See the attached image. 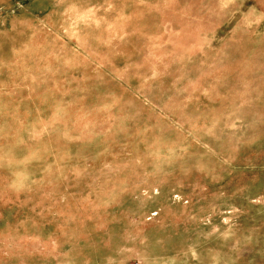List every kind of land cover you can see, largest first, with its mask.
<instances>
[{
	"label": "rangeland",
	"instance_id": "rangeland-1",
	"mask_svg": "<svg viewBox=\"0 0 264 264\" xmlns=\"http://www.w3.org/2000/svg\"><path fill=\"white\" fill-rule=\"evenodd\" d=\"M130 6L119 42L0 58V264L124 227L132 264H262L264 0Z\"/></svg>",
	"mask_w": 264,
	"mask_h": 264
},
{
	"label": "crops",
	"instance_id": "crops-1",
	"mask_svg": "<svg viewBox=\"0 0 264 264\" xmlns=\"http://www.w3.org/2000/svg\"><path fill=\"white\" fill-rule=\"evenodd\" d=\"M131 3L132 0H0V58L16 60L12 66L20 75L34 74L26 65L42 58L39 51L50 44L53 49L58 44H70V50L72 44H86L83 48L87 49L90 43L119 42L121 38L115 32L130 24ZM106 27L113 31L106 34ZM123 197L131 205L128 210L122 209L120 218L132 223V193ZM117 201L121 204L120 198ZM121 234L119 250L87 236L86 244H78L70 253L72 264H132V231L124 227ZM261 261L264 264V258Z\"/></svg>",
	"mask_w": 264,
	"mask_h": 264
}]
</instances>
